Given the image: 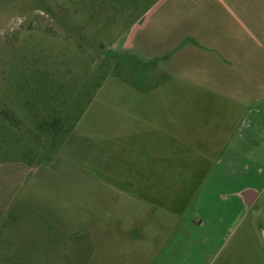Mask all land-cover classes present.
Returning a JSON list of instances; mask_svg holds the SVG:
<instances>
[{"label":"rangeland","instance_id":"374dc122","mask_svg":"<svg viewBox=\"0 0 264 264\" xmlns=\"http://www.w3.org/2000/svg\"><path fill=\"white\" fill-rule=\"evenodd\" d=\"M217 1L0 0V264H264V176L242 210L218 162L264 0Z\"/></svg>","mask_w":264,"mask_h":264},{"label":"crops","instance_id":"0c3cea01","mask_svg":"<svg viewBox=\"0 0 264 264\" xmlns=\"http://www.w3.org/2000/svg\"><path fill=\"white\" fill-rule=\"evenodd\" d=\"M224 0H218L221 2ZM149 13V12H148ZM252 98V96H251ZM254 104L246 109L243 114L238 127L233 130L232 138L225 143L226 150L223 151L225 161L222 158L218 161L223 165L226 162L225 171L228 176L233 175L234 172H230L234 167L238 168L236 172L241 174L245 178L252 179L253 182L250 184H241L238 187V191L235 194L237 203L242 210L247 208H253L256 203L260 200V194L262 190L257 189L254 185L256 181L261 180L264 176V91L256 92L253 95ZM250 113H247L248 111ZM231 150L233 156H231ZM227 176V177H228ZM240 178V177H239ZM202 198V196H201ZM196 205V212L200 213L202 209V203ZM223 222V219H221ZM222 224V223H221ZM219 224V225H221ZM212 225V224H211ZM199 229L206 226L203 221L199 225H196ZM209 227V226H208ZM213 234L211 238L208 236L204 238V244L210 246V243L222 242L223 238V227H218V224L214 226Z\"/></svg>","mask_w":264,"mask_h":264}]
</instances>
